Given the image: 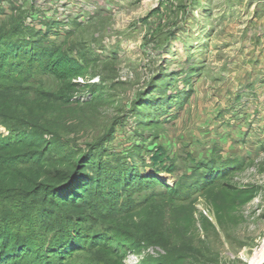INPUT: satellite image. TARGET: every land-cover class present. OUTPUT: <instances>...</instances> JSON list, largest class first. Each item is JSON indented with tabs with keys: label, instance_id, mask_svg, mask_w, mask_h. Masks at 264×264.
I'll return each mask as SVG.
<instances>
[{
	"label": "rangeland",
	"instance_id": "obj_1",
	"mask_svg": "<svg viewBox=\"0 0 264 264\" xmlns=\"http://www.w3.org/2000/svg\"><path fill=\"white\" fill-rule=\"evenodd\" d=\"M16 16L40 41L92 67L75 80L86 83L76 92L82 100L90 88L114 96L102 108L109 119L72 135L73 145L85 148L102 122L120 120L96 161L116 165L121 155L186 196L183 207L194 210L199 235L222 264H264L256 258L264 253V0H0V25ZM94 53L103 61L97 68L88 61ZM158 75L165 87L151 85ZM52 85L45 78V90ZM0 134H8L1 125ZM213 167L228 174L220 188L201 192ZM224 185L249 193L245 203L227 211L241 194ZM150 190L131 199L144 202ZM121 229L111 234L115 248L75 251L67 264H140L165 254L160 246L124 252Z\"/></svg>",
	"mask_w": 264,
	"mask_h": 264
},
{
	"label": "trees",
	"instance_id": "obj_2",
	"mask_svg": "<svg viewBox=\"0 0 264 264\" xmlns=\"http://www.w3.org/2000/svg\"><path fill=\"white\" fill-rule=\"evenodd\" d=\"M9 22L0 25V125L8 131L0 134V264L23 258L25 264H67L75 251L115 248L109 241L118 238L111 234L121 226L126 228L122 244L129 242L124 252L141 253L146 246L165 250L140 264H222L199 235L194 210L183 207L186 196L162 179L129 167L121 155H116V165L96 161L104 159L102 153L94 154L120 120L102 122L85 148L73 145L72 135L94 127V120L109 119L102 108L110 105L113 94L90 88V98L82 100L76 92L86 83L75 80L85 79L92 67L30 34L22 16ZM96 55L88 59L93 68L103 62ZM38 61L40 68L35 69ZM45 78L53 83L47 91ZM161 79L153 77L151 85L165 87ZM219 173L215 167L203 173L206 181L198 190L219 185L217 180L228 174ZM158 184L164 191L155 189ZM141 187L151 188L145 207L143 201L131 199ZM224 188L228 194H241L238 201L224 205L227 211L249 196L233 186Z\"/></svg>",
	"mask_w": 264,
	"mask_h": 264
},
{
	"label": "bare ground",
	"instance_id": "obj_3",
	"mask_svg": "<svg viewBox=\"0 0 264 264\" xmlns=\"http://www.w3.org/2000/svg\"><path fill=\"white\" fill-rule=\"evenodd\" d=\"M256 255H257V257H256L257 259H258V258H261V259H262V258L264 257V253H263L262 251H259ZM254 264H255V263H254ZM258 264H259V263H258Z\"/></svg>",
	"mask_w": 264,
	"mask_h": 264
},
{
	"label": "built area",
	"instance_id": "obj_4",
	"mask_svg": "<svg viewBox=\"0 0 264 264\" xmlns=\"http://www.w3.org/2000/svg\"><path fill=\"white\" fill-rule=\"evenodd\" d=\"M81 80V79H80Z\"/></svg>",
	"mask_w": 264,
	"mask_h": 264
}]
</instances>
